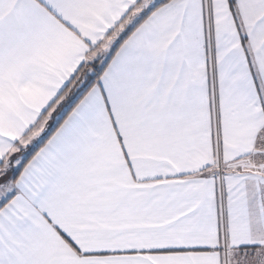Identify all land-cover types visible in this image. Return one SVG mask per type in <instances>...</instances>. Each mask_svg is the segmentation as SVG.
<instances>
[{"label":"snow or ice","instance_id":"1","mask_svg":"<svg viewBox=\"0 0 264 264\" xmlns=\"http://www.w3.org/2000/svg\"><path fill=\"white\" fill-rule=\"evenodd\" d=\"M0 264H264V0H0Z\"/></svg>","mask_w":264,"mask_h":264}]
</instances>
